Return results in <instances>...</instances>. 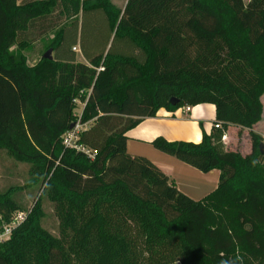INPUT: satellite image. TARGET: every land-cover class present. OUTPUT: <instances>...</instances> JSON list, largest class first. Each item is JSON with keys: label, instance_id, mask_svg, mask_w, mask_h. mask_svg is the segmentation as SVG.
<instances>
[{"label": "trees", "instance_id": "16d2710c", "mask_svg": "<svg viewBox=\"0 0 264 264\" xmlns=\"http://www.w3.org/2000/svg\"><path fill=\"white\" fill-rule=\"evenodd\" d=\"M51 31L52 58L29 66L22 50ZM262 93L264 0H0V150L29 162L42 187L0 264H264L263 138L252 133L245 156L219 148L228 125L261 119ZM77 99L91 121L77 143L93 157L62 143ZM199 103L215 105L210 134L151 142L219 170L216 189L194 200L129 153L125 133L160 108ZM43 196L58 235L42 225ZM16 210L0 192L5 220Z\"/></svg>", "mask_w": 264, "mask_h": 264}, {"label": "crops", "instance_id": "0c3cea01", "mask_svg": "<svg viewBox=\"0 0 264 264\" xmlns=\"http://www.w3.org/2000/svg\"><path fill=\"white\" fill-rule=\"evenodd\" d=\"M247 1L243 0L244 3ZM112 2L123 8L127 0H112ZM75 47L77 49L74 51L79 53V45L76 44ZM78 60L85 61L81 55L78 56ZM260 102L262 104L261 119L251 128L228 125L223 130L226 138L232 130L247 129L260 135L264 140V93L260 96ZM215 114V105L212 103L185 105L175 110L160 108L154 116L142 118L136 126L125 133L126 149L131 154L150 159L168 176L170 183L194 200H200L216 189L219 170L202 172L156 149L151 142L156 137H163L168 141L182 140L198 143L204 133L210 134L216 128Z\"/></svg>", "mask_w": 264, "mask_h": 264}, {"label": "rangeland", "instance_id": "374dc122", "mask_svg": "<svg viewBox=\"0 0 264 264\" xmlns=\"http://www.w3.org/2000/svg\"><path fill=\"white\" fill-rule=\"evenodd\" d=\"M247 1V0H245ZM69 6V5H68ZM65 14V18L68 19L70 15V7ZM69 21V20H67ZM54 31L45 35L41 39L31 43L22 50V53L26 57V62L29 66L35 65L43 57V54L48 50L49 44L53 39ZM16 50V47H12ZM124 79L120 78L113 88L123 85ZM88 91L85 94H81L83 97L87 96ZM85 100L77 99L74 107V118L76 119L78 114L83 108ZM91 121L87 122L84 127H87ZM253 132L247 129L232 130L229 137L226 138L225 134L219 140V148L221 150H233L239 152L245 156L250 153L252 149V137ZM264 143V140H263ZM264 165V159L262 161ZM31 164L26 161L18 160L8 155L4 150H0V192L10 193L16 202L21 205L25 210L32 207L39 195L42 193L41 181L33 180L30 174ZM41 207L43 211L42 225L50 233L58 235V220L54 214L53 206L51 202L46 198H41Z\"/></svg>", "mask_w": 264, "mask_h": 264}, {"label": "built area", "instance_id": "2783aa9c", "mask_svg": "<svg viewBox=\"0 0 264 264\" xmlns=\"http://www.w3.org/2000/svg\"><path fill=\"white\" fill-rule=\"evenodd\" d=\"M76 49L77 48L74 46L73 50H76ZM97 69L102 70L103 67L100 66ZM85 104H86V100L83 104V108L81 112L78 114L75 121H73L74 123L73 127L71 129H68L63 134L62 143L65 147H69L75 150H81L85 152L86 154H88L90 157H93V154H91L88 149H86L84 146L77 143L78 136L80 132L85 128L84 126L87 123V122L85 123L81 122L82 112H83ZM215 127H218V124H215ZM30 209L31 208H29L28 210H16L10 215L8 220H5L2 212L0 211V246L4 242L10 239L13 230L25 220Z\"/></svg>", "mask_w": 264, "mask_h": 264}, {"label": "water", "instance_id": "95a60500", "mask_svg": "<svg viewBox=\"0 0 264 264\" xmlns=\"http://www.w3.org/2000/svg\"><path fill=\"white\" fill-rule=\"evenodd\" d=\"M43 57L44 58H47V59H51L52 58V50L51 49H48L44 54H43ZM170 104L171 105H176L177 102H178V99L176 97H172L170 99ZM74 123L72 122L69 126V129H71L73 127ZM259 148H260V153H264V143H260L259 145ZM179 264V263H178Z\"/></svg>", "mask_w": 264, "mask_h": 264}, {"label": "clouds", "instance_id": "9594fccd", "mask_svg": "<svg viewBox=\"0 0 264 264\" xmlns=\"http://www.w3.org/2000/svg\"><path fill=\"white\" fill-rule=\"evenodd\" d=\"M222 264H229V262L228 261H222ZM232 264H236V262L233 261Z\"/></svg>", "mask_w": 264, "mask_h": 264}]
</instances>
